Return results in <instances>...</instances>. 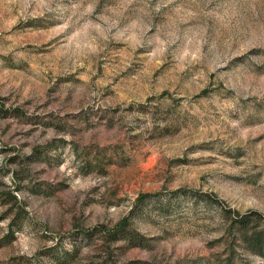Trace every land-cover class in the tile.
Returning a JSON list of instances; mask_svg holds the SVG:
<instances>
[{"label": "rangeland", "instance_id": "374dc122", "mask_svg": "<svg viewBox=\"0 0 264 264\" xmlns=\"http://www.w3.org/2000/svg\"><path fill=\"white\" fill-rule=\"evenodd\" d=\"M254 237L264 0H0V264H264Z\"/></svg>", "mask_w": 264, "mask_h": 264}, {"label": "trees", "instance_id": "16d2710c", "mask_svg": "<svg viewBox=\"0 0 264 264\" xmlns=\"http://www.w3.org/2000/svg\"><path fill=\"white\" fill-rule=\"evenodd\" d=\"M125 227H127V224L125 221H123L120 225H119V230L121 231L122 229H125ZM251 244L260 248V249H264V242L261 241V239H259L258 237H254L251 240Z\"/></svg>", "mask_w": 264, "mask_h": 264}]
</instances>
